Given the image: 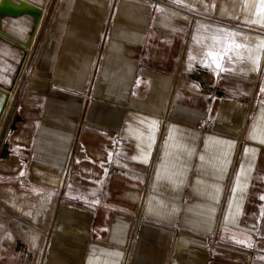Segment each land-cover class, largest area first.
Masks as SVG:
<instances>
[{
  "label": "crops",
  "instance_id": "0c3cea01",
  "mask_svg": "<svg viewBox=\"0 0 264 264\" xmlns=\"http://www.w3.org/2000/svg\"><path fill=\"white\" fill-rule=\"evenodd\" d=\"M24 1L30 46L0 36V264H264V0Z\"/></svg>",
  "mask_w": 264,
  "mask_h": 264
},
{
  "label": "water",
  "instance_id": "95a60500",
  "mask_svg": "<svg viewBox=\"0 0 264 264\" xmlns=\"http://www.w3.org/2000/svg\"><path fill=\"white\" fill-rule=\"evenodd\" d=\"M41 17L40 8L24 0H0V36L9 38L24 47H29ZM25 21L28 25L21 29L18 24ZM15 27V28H14ZM19 30L24 40L9 34V30ZM9 99L8 92L0 89V119Z\"/></svg>",
  "mask_w": 264,
  "mask_h": 264
},
{
  "label": "built area",
  "instance_id": "2783aa9c",
  "mask_svg": "<svg viewBox=\"0 0 264 264\" xmlns=\"http://www.w3.org/2000/svg\"><path fill=\"white\" fill-rule=\"evenodd\" d=\"M170 105H171V97L169 98V100H168V102L166 104L165 110H164V112L162 114V117H161L160 125H161L162 129L165 127V125L169 121ZM67 172H68V169H67ZM231 183H232V179L230 180V182L228 183V186H227V194H226L225 201L223 203V209H224L225 205L227 204L228 193H229V190H230ZM144 201H145V198H144V195L142 194V196H141V198H140V200H139V202L137 204V208H138L137 212H136V216L137 217L134 219V221H133V223L131 225V228H130L128 243H127L126 250H125L126 258H128L132 243H133L135 235H136V231H137L140 223L142 222L141 221V216H142V207H143ZM47 246H48V238H46L44 246H43L44 255H45V250L47 249ZM44 255H43V257H44Z\"/></svg>",
  "mask_w": 264,
  "mask_h": 264
},
{
  "label": "rangeland",
  "instance_id": "374dc122",
  "mask_svg": "<svg viewBox=\"0 0 264 264\" xmlns=\"http://www.w3.org/2000/svg\"><path fill=\"white\" fill-rule=\"evenodd\" d=\"M137 209H138V208L136 207V209H135V215H134L133 221H134V219L137 217V216H136ZM133 221H132V223H133ZM141 221H142V216H141Z\"/></svg>",
  "mask_w": 264,
  "mask_h": 264
},
{
  "label": "snow or ice",
  "instance_id": "6c2138e0",
  "mask_svg": "<svg viewBox=\"0 0 264 264\" xmlns=\"http://www.w3.org/2000/svg\"><path fill=\"white\" fill-rule=\"evenodd\" d=\"M209 55H214V53H209Z\"/></svg>",
  "mask_w": 264,
  "mask_h": 264
}]
</instances>
